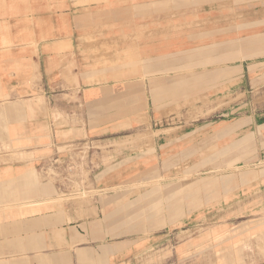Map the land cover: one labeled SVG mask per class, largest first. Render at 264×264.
Here are the masks:
<instances>
[{
    "label": "rangeland",
    "instance_id": "rangeland-1",
    "mask_svg": "<svg viewBox=\"0 0 264 264\" xmlns=\"http://www.w3.org/2000/svg\"><path fill=\"white\" fill-rule=\"evenodd\" d=\"M116 3L118 31L85 38L126 44L90 66L111 72L112 103L89 108L80 155L32 169L23 193L0 187V223L18 201L25 217L73 203L165 235L141 264H264V0Z\"/></svg>",
    "mask_w": 264,
    "mask_h": 264
},
{
    "label": "crops",
    "instance_id": "crops-1",
    "mask_svg": "<svg viewBox=\"0 0 264 264\" xmlns=\"http://www.w3.org/2000/svg\"><path fill=\"white\" fill-rule=\"evenodd\" d=\"M117 1L130 0H0V187L23 193L21 183L32 169L80 155L74 149L92 134L89 108L106 98L103 107L112 103V83H100L113 81L111 72L90 66L102 56L116 60L126 47L107 42L111 53L105 55V42L85 38L118 31ZM91 17L111 22L95 25ZM98 175L106 184L115 180L113 170ZM16 209V216L0 223L2 264H141L166 237L146 242L136 237L142 230L120 229L113 214L112 222L105 221L100 208L65 203L54 213L27 217L25 201Z\"/></svg>",
    "mask_w": 264,
    "mask_h": 264
}]
</instances>
